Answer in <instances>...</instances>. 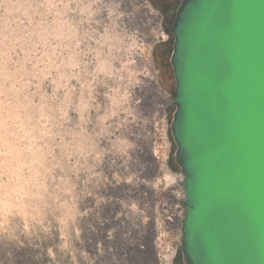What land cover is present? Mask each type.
I'll use <instances>...</instances> for the list:
<instances>
[{
    "label": "rangeland",
    "instance_id": "obj_1",
    "mask_svg": "<svg viewBox=\"0 0 264 264\" xmlns=\"http://www.w3.org/2000/svg\"><path fill=\"white\" fill-rule=\"evenodd\" d=\"M147 1L156 14L180 5ZM133 2L0 0V264H164L170 254L185 264L181 230H167L162 212L182 174L170 132L175 15L160 16L150 45L157 29ZM147 52L171 96L160 120Z\"/></svg>",
    "mask_w": 264,
    "mask_h": 264
},
{
    "label": "water",
    "instance_id": "obj_2",
    "mask_svg": "<svg viewBox=\"0 0 264 264\" xmlns=\"http://www.w3.org/2000/svg\"><path fill=\"white\" fill-rule=\"evenodd\" d=\"M170 31L184 262L264 264V0H181Z\"/></svg>",
    "mask_w": 264,
    "mask_h": 264
},
{
    "label": "bare ground",
    "instance_id": "obj_3",
    "mask_svg": "<svg viewBox=\"0 0 264 264\" xmlns=\"http://www.w3.org/2000/svg\"><path fill=\"white\" fill-rule=\"evenodd\" d=\"M134 2L138 5L139 12H141V14L144 15V17L146 19L151 18V20L154 22L155 28L157 29L156 30L157 33H154V34H156L155 38L149 40V44L151 43L150 45H152L153 42L156 40L157 36L162 33V31H161L162 26H160V16L161 15H160V13H157V14L155 13V11L153 10V8H151V6L149 5L147 0H134ZM144 54H143V56H144L143 61H144V63H146L148 71L150 72V74H148V76L146 75L147 77H145V79L147 80L146 81L147 85L151 87L153 94L157 97L156 104H155V112H156L155 119L160 120L161 118H164V116H165V109H166V106L171 102V97L167 92H165L163 89H161L160 86L158 85V83L156 81V69H155L154 63L151 60L148 52L145 55ZM3 136L4 135H3V131H2V123H1V119H0V138H2ZM147 155L153 161L154 166L157 167L158 157H156L154 150L152 151V149H151V151H148ZM176 180H177V176L174 173L173 174L169 173L167 175V182L169 184L175 183ZM181 187H182V189H181ZM148 192L151 195V199H153V196H154V186L153 185L148 190ZM173 192H174V194H173ZM171 196H172V201L170 200L171 205L164 206L166 212L162 211L164 214L163 220H165V222L167 223V226H168L167 230H173L175 232H178L182 228V220L184 218V212H185L184 205H183V207H180L179 204L177 203L179 198H181L182 202L184 200L182 174L180 176V181L177 182L175 185H173ZM6 202H7L6 199H1V197H0V208L1 209H5L7 207ZM12 219L14 221H16V223H18L19 226L23 224L22 223L23 221L20 217H13ZM155 223H156V221H155ZM153 225H154V223H153ZM156 226H154L153 230H152V236H153V239L155 241L157 240V236H158L157 231H156L157 230ZM23 231H25V229ZM0 232H2L1 228H0ZM4 234H6V233H3V234L0 233V237L3 236ZM24 235L27 236L28 235L27 232H25ZM172 256H173L172 254H170V256H167L164 264H171ZM51 261H52V259H51Z\"/></svg>",
    "mask_w": 264,
    "mask_h": 264
},
{
    "label": "flooded vegetation",
    "instance_id": "obj_4",
    "mask_svg": "<svg viewBox=\"0 0 264 264\" xmlns=\"http://www.w3.org/2000/svg\"><path fill=\"white\" fill-rule=\"evenodd\" d=\"M176 1H180V3H181V0H176ZM161 14L163 15V17L168 18V17H170L172 15H175L176 14V10L175 11L174 10L164 11L163 13L161 12ZM167 30H168V34L173 36L171 31H170V27H167ZM168 66L172 68V65H171L170 61H169V65ZM172 73H173V69H172ZM173 78H174V76H173Z\"/></svg>",
    "mask_w": 264,
    "mask_h": 264
}]
</instances>
